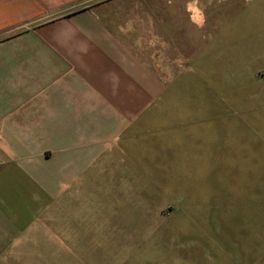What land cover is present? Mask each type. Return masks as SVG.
<instances>
[{"label": "crops", "instance_id": "0c3cea01", "mask_svg": "<svg viewBox=\"0 0 264 264\" xmlns=\"http://www.w3.org/2000/svg\"><path fill=\"white\" fill-rule=\"evenodd\" d=\"M220 2L0 0V264L45 260L63 165L77 179L79 157L94 141L120 157L126 131L154 113L149 104L203 82L195 69L221 73L217 36L206 31ZM257 2L254 39L231 45L229 77L232 98L247 101L235 110L240 131L260 140L264 165V0ZM252 248L247 264H264V251L254 257Z\"/></svg>", "mask_w": 264, "mask_h": 264}, {"label": "rangeland", "instance_id": "374dc122", "mask_svg": "<svg viewBox=\"0 0 264 264\" xmlns=\"http://www.w3.org/2000/svg\"><path fill=\"white\" fill-rule=\"evenodd\" d=\"M215 2L206 31L217 36L221 73L195 69L203 82L149 104L157 113L147 112L126 131L120 157L106 156L94 141L79 157L77 179L73 166L63 165L62 179L53 181L60 212L47 213L46 235L55 243L45 245L38 263L247 264L248 247L254 257L263 253L260 140L245 141L240 131L245 123L235 110L247 101L232 98L229 77L230 47L254 39L250 15L261 5Z\"/></svg>", "mask_w": 264, "mask_h": 264}]
</instances>
